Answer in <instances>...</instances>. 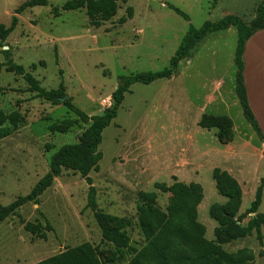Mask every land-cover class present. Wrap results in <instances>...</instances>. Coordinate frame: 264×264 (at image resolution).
Returning <instances> with one entry per match:
<instances>
[{
	"label": "rangeland",
	"instance_id": "374dc122",
	"mask_svg": "<svg viewBox=\"0 0 264 264\" xmlns=\"http://www.w3.org/2000/svg\"><path fill=\"white\" fill-rule=\"evenodd\" d=\"M66 1L48 0L45 6L17 14L18 24L4 43L12 60L40 86L55 89L62 82L71 102L88 116L101 114L108 102L112 104L111 94L122 76L167 68L190 25L199 28L227 14L248 23L261 2L117 0L116 15L95 28L84 8L63 11ZM129 6L132 18L120 24ZM14 14L15 9L0 0V23L9 25ZM236 40L233 26L208 33L173 76L150 84L134 83L116 118L102 132L99 170L89 173L97 208L130 221L127 233L137 248L144 243L137 226L138 192H155L156 205L162 209L169 201L170 194L156 189L155 183L170 185L176 177L186 184H200L203 199L198 221L206 227L207 239L214 238L217 225L209 217L210 206L227 200L216 190L214 168L235 167L243 191L240 213L254 200L264 176V142L244 118L235 92ZM0 61H4L2 54ZM0 109L6 114L18 111L24 117L11 135L0 138V203L6 205L27 194L47 172L50 157L60 146L79 142L89 123L63 103L36 98L22 76L6 68L0 71ZM203 116L211 120V128L198 125ZM253 152L261 157L258 167L249 161L247 153ZM87 190L77 172L63 169L39 196L38 204L26 203L0 220V264H34L84 242L99 245L104 256L117 255L111 243L101 242L94 214L85 207ZM259 211L264 213V201ZM247 221L245 217L240 225ZM261 232L262 245L253 232L223 248L234 252L248 247L254 252L253 263L264 264V227ZM129 257L124 253L113 264H125Z\"/></svg>",
	"mask_w": 264,
	"mask_h": 264
},
{
	"label": "trees",
	"instance_id": "16d2710c",
	"mask_svg": "<svg viewBox=\"0 0 264 264\" xmlns=\"http://www.w3.org/2000/svg\"><path fill=\"white\" fill-rule=\"evenodd\" d=\"M127 0H122L126 2ZM217 1V0H216ZM48 0H26L15 8L9 25L0 23V54L4 61H0V71L3 68L22 76L28 85V90L36 98L51 102L63 103L67 108L79 115L81 121L89 123L82 133L79 142L67 143L58 148L48 161L47 172L38 179L31 190L17 197L6 205L0 203V220L16 212L26 203L38 204L39 196L51 187L63 169L77 172L88 185L86 205L90 209L101 231V242L111 243L117 252L104 256L99 245L84 242L42 259L34 264H113L115 259H121L124 253L130 257L125 264H254V252L248 247H242L234 252L223 248L224 244L250 236L253 232L259 244L262 245L261 226H264V213L258 212L261 202L264 176L260 179L255 191L254 200L242 213L239 212L242 202V189L239 182L227 171L220 168L212 170V178L217 192L227 200L224 203H214L209 208V217L216 222L213 230L214 238L205 237L206 227L198 221L197 207L203 199V190L198 183H184L174 178L172 184L155 183L156 189L169 193V201L165 209L156 205L157 194L153 191H139L137 210V226L144 243L139 248L131 244L127 233L130 221L125 218L104 213L97 208L96 189L89 173L99 170L102 153L98 147L102 140V132L108 127L118 114V109L127 92L134 83L150 84L151 82L173 76L181 61L188 58L202 39L213 32H220L233 26L236 28L237 40L234 56L235 92L242 107V114L251 125L258 138L264 142V135L249 108L245 86L243 82V50L245 42L258 30L264 29V0L257 5L253 18L244 22L235 14H227L217 21H205L199 28L189 26L182 36L173 56L169 59V66L163 70L147 73H135L122 76L117 87L111 94L112 104L103 109L101 114L88 116L81 112L67 96L62 82L55 89L40 86L39 81L22 65L15 63L9 48L4 43L18 24L17 14L35 6H45ZM178 15L188 20L189 17L180 9L168 4ZM85 9L89 24L98 28L105 21L116 15L119 8L117 0H68L62 6L63 11ZM58 15V9H53ZM132 7L126 8V16L119 18L123 24L132 18ZM34 67V65H32ZM24 122V117L18 111L6 114L0 109V138L13 133ZM226 125H230L227 119ZM198 125L201 128H211L213 123L203 116ZM248 217L245 225L240 222ZM50 227V226H48ZM29 231L33 227L26 225ZM40 229L36 226V230ZM262 255V252H261Z\"/></svg>",
	"mask_w": 264,
	"mask_h": 264
},
{
	"label": "crops",
	"instance_id": "0c3cea01",
	"mask_svg": "<svg viewBox=\"0 0 264 264\" xmlns=\"http://www.w3.org/2000/svg\"><path fill=\"white\" fill-rule=\"evenodd\" d=\"M2 1L5 3L6 6H10L11 10L15 9L22 3L21 2L20 4H18L20 1L15 0ZM242 58L244 62L242 75L248 105L260 127L262 134L264 135V29L256 31L245 42ZM247 154H250L249 161L252 163V166L256 165L258 167L261 163L260 155L256 154L255 152ZM234 168L235 167H231L230 165H225L223 170H226L230 175H232L234 178L236 177L235 179H237L238 177ZM263 201L264 186L262 189V196L259 208L262 205ZM259 208L258 212H260ZM263 227L264 226H261V228Z\"/></svg>",
	"mask_w": 264,
	"mask_h": 264
},
{
	"label": "built area",
	"instance_id": "2783aa9c",
	"mask_svg": "<svg viewBox=\"0 0 264 264\" xmlns=\"http://www.w3.org/2000/svg\"><path fill=\"white\" fill-rule=\"evenodd\" d=\"M110 105H111V103H110V102H108L106 106H107V107H109Z\"/></svg>",
	"mask_w": 264,
	"mask_h": 264
},
{
	"label": "water",
	"instance_id": "95a60500",
	"mask_svg": "<svg viewBox=\"0 0 264 264\" xmlns=\"http://www.w3.org/2000/svg\"><path fill=\"white\" fill-rule=\"evenodd\" d=\"M4 49H6L7 47H3Z\"/></svg>",
	"mask_w": 264,
	"mask_h": 264
}]
</instances>
